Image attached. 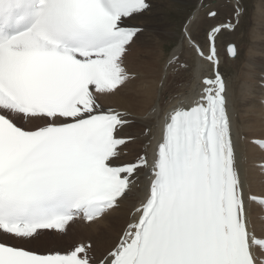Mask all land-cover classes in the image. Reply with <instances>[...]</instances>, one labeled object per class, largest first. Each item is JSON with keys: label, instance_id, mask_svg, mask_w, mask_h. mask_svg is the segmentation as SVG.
Instances as JSON below:
<instances>
[{"label": "snow or ice", "instance_id": "1", "mask_svg": "<svg viewBox=\"0 0 264 264\" xmlns=\"http://www.w3.org/2000/svg\"><path fill=\"white\" fill-rule=\"evenodd\" d=\"M148 7L147 0H0V233L27 240L64 233L77 217L95 221L147 169L145 199L98 264H262L254 249H264V238L249 230L227 88L216 70L214 40L231 24L210 26L207 55L186 28L213 74L190 104L165 115L151 158L117 163L131 139L118 135L126 113L102 108L97 95L130 79L123 57L140 28L125 19ZM227 51L236 54L231 44ZM90 249L80 243L40 254L4 240L0 264H95Z\"/></svg>", "mask_w": 264, "mask_h": 264}, {"label": "bare ground", "instance_id": "2", "mask_svg": "<svg viewBox=\"0 0 264 264\" xmlns=\"http://www.w3.org/2000/svg\"><path fill=\"white\" fill-rule=\"evenodd\" d=\"M150 1L152 2V0H147V3ZM208 1H196L194 10L187 17L182 31L178 35V43L166 58L163 55L162 45L159 43L158 49V43L155 41L154 36H152L154 43H152L151 38L142 39L147 34L144 35L143 32H154L158 29L156 25L147 23V20L144 23L143 19L145 17H152V15L149 17L148 14L150 10L147 9L140 14L125 19V26L140 28L137 33L138 37H134L123 57V66L129 72L130 79L110 94L97 95V102L102 108L126 113L125 119L128 123L118 130V135L131 137V139L125 145L120 146V156L117 163L135 162L136 158L145 152L151 158L153 148L161 135L165 115L178 104H190L203 87V78L213 74L212 65L201 58L195 52L194 47L189 45L185 37V30L187 28L193 42L199 44L205 55H207L209 49L207 33L210 26L228 24L233 26V22L237 21L236 18L238 17L239 20V17H241L243 6L241 0H225L230 6L234 7L232 16L234 21L225 19L210 23L204 36L199 39L194 35L195 25L204 11L209 12L210 8L221 0H213L212 2L210 0V3ZM257 3L259 7L264 5L263 0H257ZM208 6L209 8H207ZM150 8H152V5ZM256 28L254 26V30ZM258 28L260 29V27ZM232 30L233 27H223L215 37L214 44L218 61L216 70L223 77L227 88V107L232 118L236 163L243 183L249 230L257 238H264V205L250 199V197L264 198V147L254 142L264 140V43L254 45L258 52L257 55L250 56L249 52H246L249 55L247 57L244 53L247 57L246 60L244 59L245 64L236 67L233 63L238 57L237 50L235 57L230 58L227 54L225 55V47L218 46L221 33L224 31L231 32ZM251 30H248L249 33L247 34H250ZM251 34L253 35V32ZM256 40L255 42H258V38ZM253 42L249 41V43ZM229 43L231 42L227 44ZM151 44L154 45L151 46ZM173 53H175L177 59L174 63L169 64V59ZM37 123L40 122L25 123L18 120V124L25 125V127ZM149 181L150 172L147 169H140L133 177L131 189L119 201L118 206L113 207L95 221H86L77 217L74 221L69 222L66 226V232H57L48 241L55 244V241L62 237L61 240L64 245L61 250L36 248L48 243L41 239L42 236H45L43 233L54 230H44L34 239L27 240H16L10 235L0 233V240H7L18 246H21L20 244L27 247L33 246L34 248L22 247L40 254H47L50 251L65 253L72 250L77 244L84 243L91 246L90 256L95 264H98V261L103 259L118 243L126 226L133 221V217L136 215L135 209L139 207L147 195ZM73 232L77 233L76 238H72ZM254 250L257 253L258 260L264 264V249L257 247Z\"/></svg>", "mask_w": 264, "mask_h": 264}, {"label": "rangeland", "instance_id": "3", "mask_svg": "<svg viewBox=\"0 0 264 264\" xmlns=\"http://www.w3.org/2000/svg\"><path fill=\"white\" fill-rule=\"evenodd\" d=\"M196 1L197 0H152L153 3L151 1L148 2V5H149L148 10H150V13H148V14H149V17H151L150 15H152V17L151 18L145 17V19H143L144 23L147 20L146 21L147 23H152V24L156 25L158 27V29L155 30L154 32H152V31L143 32L144 35H145V33H147V34H146V36L142 37V39H144V38L145 39L146 38L152 39L153 38L152 36H154V38L157 39V40L155 39V41L158 43V49H159V43H160V45H162L163 50H164V52H163L164 58L168 57L172 48H174V46L178 43V35L182 31L183 24L186 21L187 17L194 10ZM212 1L213 0H211V2ZM208 2L210 3V0ZM208 2H207V4H208ZM219 2H217V4H215V5H213L214 7L212 6V8H210V10H209V12L216 13L214 18L209 17L208 16L209 12L204 11L203 14L201 15L202 17L198 20V23L195 25V27H194V33L195 34L194 35H196V37H198L199 39L204 36L206 30L208 29L207 27L210 23L217 22L220 20H225V19H227L228 21L229 20L234 21V19L232 17L233 13H234V7L230 6V4H228V2L225 0H221ZM263 2H264V0H263ZM256 3H257V0H241V4L243 6V12L241 14V17H239V20L237 17L236 18L237 21L233 22L234 23L233 24V30L231 32H226V31L222 32L219 39H218V43H219L218 46L219 47H222V46L225 47V45L228 42L235 44L238 57H237V60L235 61V63H233V65H235L236 67H241L243 63L245 64V60L249 55L252 56V55L258 54L257 50L254 48V45L264 43V40H263L264 39V33H263L264 32V26H263V24H264V22H263L264 21V5L259 7V4L257 3L258 4L257 5ZM156 4H158V5H156ZM151 5H152V8H150ZM207 8H209V6ZM151 11H152V14H151ZM135 15H137V14H135ZM257 16H258V19H257ZM253 19H255V20H253ZM259 21H261V22H259ZM162 24L164 27L162 26ZM252 26H253V28H252ZM254 26H255V28L257 27L255 30H254ZM258 27H260V29ZM161 29H162V31H161ZM250 29H252L251 31L253 32V35L251 34L252 32L250 34L252 35L253 38L251 37L250 34H247V33H249L248 30H250ZM148 33H150V34L148 35ZM254 36H255V38H254ZM135 37L137 38L138 34ZM257 38H258V42H255V40ZM252 39L254 42L252 41ZM155 41L153 40L152 43H154ZM249 41L253 42V43H249ZM199 42H201V41H199ZM248 43H249V45H248ZM153 45L154 44H151V46H153ZM250 47H252V48H250ZM246 52L247 53L249 52V55L246 54ZM250 52H251V54H250ZM244 53L247 55V57L245 56ZM225 55H226V53H225ZM56 233H57V231H55V230L54 231H47V232L43 233L45 236H42L41 239L44 240L45 242H48L49 239H51L50 237H53ZM72 235H73L72 238L77 237V233H75V232H73ZM61 238H59V240H56L55 244L52 242H48L44 245L37 246L36 248L42 247V248H47V249L61 250V247L64 245V242L61 240ZM0 242H2V241L0 240ZM20 245L27 247L24 244H20ZM27 248H34V247L32 246V247H27Z\"/></svg>", "mask_w": 264, "mask_h": 264}, {"label": "water", "instance_id": "4", "mask_svg": "<svg viewBox=\"0 0 264 264\" xmlns=\"http://www.w3.org/2000/svg\"><path fill=\"white\" fill-rule=\"evenodd\" d=\"M208 16H209V15H208ZM209 17H210V16H209ZM230 44L233 45V46L235 47V50H236V46H235L233 43H229V44H227V45L225 46V51H226V54H227L228 57L233 58V57H235L236 54H235L234 56H232V55H229V53H228V51H227L228 46H229Z\"/></svg>", "mask_w": 264, "mask_h": 264}]
</instances>
